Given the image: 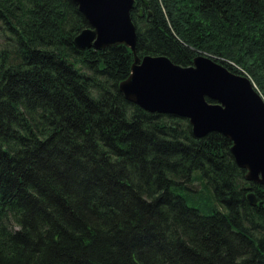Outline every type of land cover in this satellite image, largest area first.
Returning a JSON list of instances; mask_svg holds the SVG:
<instances>
[{
    "label": "trees",
    "instance_id": "16d2710c",
    "mask_svg": "<svg viewBox=\"0 0 264 264\" xmlns=\"http://www.w3.org/2000/svg\"><path fill=\"white\" fill-rule=\"evenodd\" d=\"M149 3L140 57L203 52L264 96V0ZM88 26L73 0H0V264H264L231 140L127 100L132 50L79 48Z\"/></svg>",
    "mask_w": 264,
    "mask_h": 264
},
{
    "label": "water",
    "instance_id": "95a60500",
    "mask_svg": "<svg viewBox=\"0 0 264 264\" xmlns=\"http://www.w3.org/2000/svg\"><path fill=\"white\" fill-rule=\"evenodd\" d=\"M142 1L149 9V1ZM73 2L89 24L74 40L79 48L125 45L132 50L131 74L119 86L127 100L149 112L187 118L197 138L212 132L226 136L236 164L246 170V180L264 186V96L248 75L203 52L191 66L176 64L165 55L140 57L131 16L137 0ZM247 199L252 205L259 202L252 190Z\"/></svg>",
    "mask_w": 264,
    "mask_h": 264
},
{
    "label": "rangeland",
    "instance_id": "374dc122",
    "mask_svg": "<svg viewBox=\"0 0 264 264\" xmlns=\"http://www.w3.org/2000/svg\"><path fill=\"white\" fill-rule=\"evenodd\" d=\"M149 1V0H148ZM263 95V94H262Z\"/></svg>",
    "mask_w": 264,
    "mask_h": 264
}]
</instances>
